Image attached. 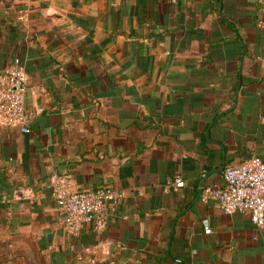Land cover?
<instances>
[{
  "label": "crops",
  "instance_id": "1",
  "mask_svg": "<svg viewBox=\"0 0 264 264\" xmlns=\"http://www.w3.org/2000/svg\"><path fill=\"white\" fill-rule=\"evenodd\" d=\"M264 0H0L29 128L0 124V242L43 264H264L207 187L264 161ZM180 176L185 186L178 188ZM123 194L73 233L52 192Z\"/></svg>",
  "mask_w": 264,
  "mask_h": 264
},
{
  "label": "built area",
  "instance_id": "2",
  "mask_svg": "<svg viewBox=\"0 0 264 264\" xmlns=\"http://www.w3.org/2000/svg\"><path fill=\"white\" fill-rule=\"evenodd\" d=\"M264 13V7H263ZM16 57V63L0 71V124L19 125L30 131L29 114L25 107L26 78ZM174 185L184 187L185 182L177 176ZM66 226L79 233L85 224L96 228L107 226L109 216L121 202L123 194L105 186L95 190H71L62 185L52 192ZM217 201L226 214L249 212L255 225L264 228V161L252 157L237 166H227L220 187H207L203 201Z\"/></svg>",
  "mask_w": 264,
  "mask_h": 264
},
{
  "label": "rangeland",
  "instance_id": "3",
  "mask_svg": "<svg viewBox=\"0 0 264 264\" xmlns=\"http://www.w3.org/2000/svg\"><path fill=\"white\" fill-rule=\"evenodd\" d=\"M2 241V240H0ZM0 242V264H43V259L35 253L26 257L21 249Z\"/></svg>",
  "mask_w": 264,
  "mask_h": 264
},
{
  "label": "trees",
  "instance_id": "4",
  "mask_svg": "<svg viewBox=\"0 0 264 264\" xmlns=\"http://www.w3.org/2000/svg\"><path fill=\"white\" fill-rule=\"evenodd\" d=\"M17 58H19V57H17ZM18 61H19V63H20V59H18ZM15 63H16V58H15V60H14V63H13V64H15ZM13 64H12V65H13Z\"/></svg>",
  "mask_w": 264,
  "mask_h": 264
}]
</instances>
